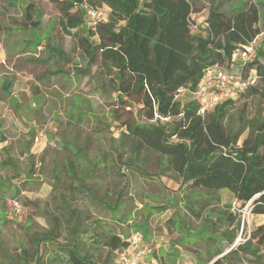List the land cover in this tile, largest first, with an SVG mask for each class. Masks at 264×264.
<instances>
[{"label": "trees", "instance_id": "trees-1", "mask_svg": "<svg viewBox=\"0 0 264 264\" xmlns=\"http://www.w3.org/2000/svg\"><path fill=\"white\" fill-rule=\"evenodd\" d=\"M2 1L7 7L21 4L20 19L14 22L24 29L39 28L40 10L33 0ZM46 1L56 7L59 32L74 37L85 59L84 71L75 69L76 75H90L113 94L116 109L111 120L120 129L121 141L129 140L136 156L144 151L159 155L161 174L169 173L178 183L180 199L173 196V202L181 201L196 217L203 234L204 247L195 252L194 264H264L259 262L264 218L246 234L230 204L215 213L207 208L212 197L204 194L226 190L238 208L249 203L250 213L264 217V4L256 0L235 5L233 0ZM88 9L103 15L91 19ZM250 45L245 60L234 59L235 52ZM48 51L51 58L65 59L56 48ZM234 64L239 66L237 74L226 69ZM92 66L95 71L90 74ZM214 66L236 74L244 85L235 89V96L201 112L197 88L204 72ZM13 83L14 77L6 75L0 93L9 94ZM118 196L115 206L120 204ZM61 203L62 211L71 216L69 239L58 240L60 226L50 217L51 227L26 239L30 247L22 248L16 263L29 264L30 257L32 264H117V254L129 247L131 237L108 222L83 227L81 211ZM104 205L109 213L117 211L109 203ZM164 216L168 231L193 230L183 215L180 221L173 213ZM214 216L230 229L215 235ZM239 230L243 241L234 245ZM174 242L173 246L179 243ZM42 245L50 247L47 256L39 249ZM168 256L174 257L173 252ZM152 258L165 264L167 255L153 253Z\"/></svg>", "mask_w": 264, "mask_h": 264}, {"label": "rangeland", "instance_id": "rangeland-1", "mask_svg": "<svg viewBox=\"0 0 264 264\" xmlns=\"http://www.w3.org/2000/svg\"><path fill=\"white\" fill-rule=\"evenodd\" d=\"M33 1L40 10L38 29H24L14 22L20 19L19 3L9 6L6 16L0 13V85L6 75L13 76L17 95L0 100V264H17L22 248L30 247L26 239L51 227L50 217L60 226L58 240L69 239L71 216L62 211V200L68 208L81 211L83 227L101 221L123 229L127 238L139 233L147 247L146 258L162 252L167 255L165 264H194L195 252L204 247L203 234L199 221L181 201L173 202V196L180 199L178 183L169 173L161 174L159 155L144 151L136 156L129 140L121 141L120 129L111 120L116 109L113 94L90 75H76L75 69L84 71L85 59L74 37L59 32L55 6ZM240 1L233 0L232 5ZM54 48L65 59L51 58L48 50ZM226 69L237 74L239 66ZM94 71L92 66L90 74ZM179 94L184 99L185 92ZM204 194L212 197L207 208L215 213L230 204L246 234L263 222L262 215L250 213L248 204L238 208L226 190ZM117 195L120 204L115 206ZM104 203L117 211L110 209V214ZM171 213L177 221L183 215L193 230L168 231L164 215ZM211 226L217 236L230 229L215 216ZM176 240L179 243L173 246ZM242 241L239 230L234 245ZM39 249L47 256L50 247ZM27 260L32 264L30 257ZM259 262L264 263V252Z\"/></svg>", "mask_w": 264, "mask_h": 264}, {"label": "built area", "instance_id": "built-area-1", "mask_svg": "<svg viewBox=\"0 0 264 264\" xmlns=\"http://www.w3.org/2000/svg\"><path fill=\"white\" fill-rule=\"evenodd\" d=\"M87 15L91 19H97L102 17L103 14L101 11L88 9ZM251 51L252 45L238 50L233 57L234 59L245 60ZM243 85L244 83L239 80L236 74H231L224 68L214 66L207 69L197 88L203 103L201 112L227 97L235 96V89H241ZM146 253L147 247L143 244L142 236L135 233L130 238L129 247L117 254L116 262L117 264H159L152 257L146 258Z\"/></svg>", "mask_w": 264, "mask_h": 264}, {"label": "crops", "instance_id": "crops-1", "mask_svg": "<svg viewBox=\"0 0 264 264\" xmlns=\"http://www.w3.org/2000/svg\"><path fill=\"white\" fill-rule=\"evenodd\" d=\"M240 2H242V1H240ZM239 2V3H240ZM1 6H0V13L2 14V15H4V16H6L7 15V10H8V7H7V5H6V3L5 2H3L2 4H0ZM205 11V10H204ZM263 12V11H262ZM203 13V12H202ZM201 14V13H200ZM199 14V17H197V19L198 18H200L201 19V17L203 16H201ZM262 15V14H261ZM5 28V27H4ZM5 58V57H4ZM1 62H2V64H4L5 63V60L3 59V60H1ZM13 96H17L16 95V92H15V89L12 87V89H11V91H10V93L9 94H1L0 93V100H6L5 98H10V99H13L14 97ZM13 97V98H12ZM13 122V126H14V128H17L16 127V125H17V120L16 121H12Z\"/></svg>", "mask_w": 264, "mask_h": 264}]
</instances>
